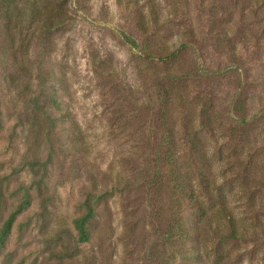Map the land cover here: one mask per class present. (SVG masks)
<instances>
[{"label":"rangeland","instance_id":"1","mask_svg":"<svg viewBox=\"0 0 264 264\" xmlns=\"http://www.w3.org/2000/svg\"><path fill=\"white\" fill-rule=\"evenodd\" d=\"M0 264H264V0H0Z\"/></svg>","mask_w":264,"mask_h":264},{"label":"trees","instance_id":"2","mask_svg":"<svg viewBox=\"0 0 264 264\" xmlns=\"http://www.w3.org/2000/svg\"><path fill=\"white\" fill-rule=\"evenodd\" d=\"M2 1H4L5 7H7V6L11 5L12 1H14V0H2ZM149 1H151V0H149ZM150 3H151V5L149 4V6H150L149 15H150V17H152L153 21H156L158 19L157 18L158 15H156L154 6H152L154 4H152V2H150ZM140 26H141L142 31H146V29L148 27L147 16L146 17L144 16L143 20L142 19L140 20ZM175 55H176V52H173V53L167 55L163 60H172ZM145 57L150 58V55H145ZM168 141H170V138L167 140V142ZM173 158H174L173 156H171V157L168 156L166 158L167 163H169L170 166L167 168V170H165V174L163 173V175L160 173L159 170H157V172L154 176V182H158L159 184L164 183L165 181H167V183L169 182L171 184V187H170L171 193L175 196V199H179V197L183 193V188H182L183 181H181V179H180V177L176 171V168L173 169V167H175L174 166L175 160H173ZM171 165H173V167ZM175 207L177 209H179L181 207L178 200L175 201ZM88 211L91 214L90 208ZM198 211L200 212V210H198ZM227 214H228V217H226V218L228 219L230 236L236 237L235 225H234L231 217H229V213H227ZM89 219H90L89 215H84L81 218L75 220L74 227H75V230L79 234L80 241L84 242L88 239V232L86 230V226H87ZM5 227L8 228V226H5ZM182 230H183L182 226L179 225V223L177 222L175 225L174 224L171 225L169 231H167V232H168V235L170 237L174 233H177V237H178V236H184L185 235V233H183V234L181 233Z\"/></svg>","mask_w":264,"mask_h":264}]
</instances>
